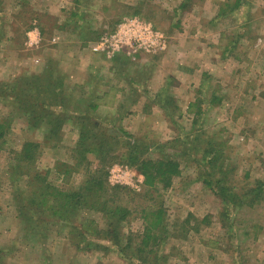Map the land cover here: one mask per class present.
Segmentation results:
<instances>
[{
  "label": "rangeland",
  "instance_id": "374dc122",
  "mask_svg": "<svg viewBox=\"0 0 264 264\" xmlns=\"http://www.w3.org/2000/svg\"><path fill=\"white\" fill-rule=\"evenodd\" d=\"M140 1L0 0V122L9 123L0 138V264H127L110 235L117 206L130 210L119 231L123 250L132 238L128 252L135 261V248L147 234L141 211L161 208L169 230L155 231L164 239L152 235L154 252L146 251L145 264H264V187L252 204L246 199L234 207L230 203L225 215L217 189L227 186L232 194L251 195V189L264 184V0H246L259 19L246 28L239 23L240 13L229 11L238 8V0H143L142 9ZM34 13L40 19L30 20ZM29 25L47 30L36 47L27 46ZM58 25L70 32L60 33ZM120 25L126 42L134 36L148 41L143 29L150 27V51L134 53L132 46L119 44L110 57L93 51ZM228 55L237 57L225 59ZM48 58L67 97L63 111L74 117L63 119L56 111L32 120L34 114L15 106L11 90L1 86L40 72ZM90 102L96 104L94 111ZM88 113L101 123L113 122L105 127L116 138L104 144L103 167L96 150L85 163L74 159L79 118ZM58 121L60 128L52 133ZM128 134L146 138L139 145L149 144L137 147L140 159H175L180 173L168 185L146 186L142 174L117 160L119 153L131 152ZM196 135L200 139L193 140ZM25 141L41 147L34 165L22 164L21 171L38 174L52 186L41 208L49 221L35 232H27L18 218L14 191L21 188L17 193L25 203L28 177L13 173ZM207 143L218 154L214 170L202 154ZM114 166L132 171L124 180L138 187L111 182ZM225 166L230 169L226 182ZM101 168L105 180L96 187L90 175ZM74 191H83V199L77 212L69 213L59 194ZM56 200L60 210L53 216L48 207ZM80 229L90 234L82 238Z\"/></svg>",
  "mask_w": 264,
  "mask_h": 264
},
{
  "label": "trees",
  "instance_id": "16d2710c",
  "mask_svg": "<svg viewBox=\"0 0 264 264\" xmlns=\"http://www.w3.org/2000/svg\"><path fill=\"white\" fill-rule=\"evenodd\" d=\"M238 0L235 7H237L240 3ZM138 7L142 9L146 3L145 1L141 0L138 4ZM77 10H75L72 14L76 15ZM34 16L39 17L38 15L32 14L30 20L35 19ZM40 19V17H39ZM33 28L32 25H29L25 31L31 30ZM55 30L62 32H70L66 29L64 25H58ZM67 30V31H66ZM29 32V31H28ZM41 35L44 37L46 36L47 30L42 26L41 27ZM73 32V31H72ZM71 32V33H72ZM70 34V33H69ZM23 79V80H22ZM12 82L8 81L7 83H2L6 89L11 90L10 93L12 94L13 103L15 106H20V109H26L29 110L30 114H34L31 116L32 120H37L38 118L40 120L49 118L51 114L55 116L56 111L62 112L63 119L74 117V114H67L66 111H63L65 108V104L63 105V102L66 100V96L63 95L62 90L59 88L61 86V80L59 79L58 73L55 70L54 67V61L53 59L48 58L43 69L40 72L36 73H26L11 80ZM45 83V84H44ZM92 102V101H91ZM89 103L90 108L94 111L96 108L95 103ZM66 105L68 104V101H65ZM150 104H153V102H149L148 106ZM60 106V107H57ZM165 107V105H163ZM63 119L60 120L63 121ZM56 120V119H55ZM112 120L107 121L106 124H113L111 123ZM6 122V121H4ZM9 124L8 122H6ZM0 122V138L4 137L5 132V124ZM79 124L80 126V132L78 137V143L74 152V159L77 160L78 164L87 162V154L91 153L94 154L96 150V156L98 158V161H103L102 167L104 166L107 156V152L104 147V144L108 142L109 139H115L116 137H111L113 134L106 130L105 127L107 126L104 122L101 123L97 119L93 118L92 115L89 113L87 116H83L79 118ZM33 125V124H32ZM106 125V126H105ZM34 126V125H33ZM98 128V130H94L93 128ZM60 128L59 121L56 123L55 127L51 129L52 133H57ZM100 129V130H99ZM7 131V130H6ZM117 131V130H116ZM51 135V134H50ZM124 134H119L118 138H122ZM52 136V135H51ZM197 136V135H196ZM128 137L130 140L126 141L127 145H130V154H127V152H121L118 155L117 160L120 163H126L130 165L131 167L135 168L140 174L144 176V184L148 187H154L158 183H167V185L170 182V179L172 176H175L180 173V163L176 161L175 159L168 158V159H140V157L137 155V147H143L148 148L149 144L147 142H142L140 145L138 142L143 137H133V135H129ZM146 139V138H143ZM200 139L199 136L195 137L193 140ZM145 141V140H143ZM155 146H157L154 143ZM208 146V147H207ZM206 148H204L202 154L204 157V161L206 163V166L212 170H214V163L217 162V156L218 154L215 152L214 148L209 147L211 146L210 143H207ZM41 143H37L34 141H25L22 144V147L19 152L16 153V166L13 170V173L19 172V175L21 174L24 176V178L27 176L28 181L26 183L25 191L22 193L27 192V197L25 199V203L23 202V199H19V193L20 189L19 187L15 188L14 191L16 192V199H17V207H18V218L22 221V223L26 226V231L28 232H35L38 231V228L41 226V223L43 221L47 222L48 217L46 216L45 212L41 208L45 207L47 205V197L50 196L49 189H52V186L46 182H43L44 178L41 177L38 174L32 175L31 173L28 174V171L24 173L21 171L22 164L25 165H34V158L35 153L40 149ZM94 147L95 149H92ZM158 148H164L160 145H158ZM93 151V152H92ZM116 160V161H117ZM89 165V163H87ZM220 168V167H219ZM104 168H101L99 171H96L90 175L91 180L96 187H101L104 183ZM230 172V169L225 166V182L228 178V173ZM26 174V175H25ZM39 181V186H37L35 183ZM207 184L211 183V181H206ZM215 183L219 186L221 184V180L215 181ZM259 183V182H258ZM16 187L17 185H13ZM264 187V184H260L257 187H254L250 190L249 193H252L251 195H236L230 193L229 188L227 186L225 187H219L217 188L220 190L222 194H219L221 196V201L223 204V209L221 211L222 215L229 213V208L232 203L233 207L236 205H241L243 203V199L248 200L246 203L252 204L256 197L262 196V188ZM36 188L39 189L40 196H38V191ZM117 189V188H115ZM225 191V194H224ZM116 195L118 193H115ZM217 194V193H216ZM60 196H64L61 198V201H64V206L68 207L70 210L69 213H76L77 208L82 202L83 199V191H74L71 193H65V194H59ZM218 195V194H217ZM118 198H124L123 195L117 196ZM131 197V196H128ZM42 198V200H40ZM56 199V197H54ZM59 204L56 200V202L53 201V204L48 207V212L52 214L53 216L59 215ZM130 213L129 207H122L117 206L116 209L113 210V219L109 223V228L111 229L110 235L111 238L118 246L121 247V255L127 260V264H145L146 261V251L148 253H153L154 248L151 247V239H153L152 235L155 237L154 240L164 239L166 238V235H158L155 231L162 228L161 230L165 233L168 232L169 227L164 222L163 214L164 210L159 208L157 211L148 210V209H142L141 214L142 218L146 224V230L147 234L141 239V243L136 246L137 253L139 254V260L135 261V259L130 255L128 252L130 249V243L132 241V238H129V241L127 245L122 249V239H120V223L123 219H126L128 214ZM62 216V215H60ZM61 217H59L58 220H60ZM44 222V223H45ZM51 222V221H50ZM92 222V221H91ZM37 227V228H36ZM34 228L35 231H34ZM80 236L83 238L86 233H89V230L86 229H80ZM155 233V234H154ZM155 242V241H154ZM157 246L156 242L153 243ZM154 256V254H153ZM156 258H165L167 256L161 255Z\"/></svg>",
  "mask_w": 264,
  "mask_h": 264
},
{
  "label": "built area",
  "instance_id": "2783aa9c",
  "mask_svg": "<svg viewBox=\"0 0 264 264\" xmlns=\"http://www.w3.org/2000/svg\"><path fill=\"white\" fill-rule=\"evenodd\" d=\"M134 22V21H132ZM145 29L144 32L149 35L147 36H150V38H147L148 41L146 42H141L139 39L140 36L136 37L134 36L133 37V41H122V36H121V33L122 30H123V25H120V27L115 31V33L113 34H110L106 37H103L102 40L93 47V51L95 52H103L105 51L107 53V56H112L115 52V50L118 49V44L119 45H129L130 47L132 46L133 49L132 51L130 52H134L136 53V51L140 48H144L146 49L147 51H150L147 47H152L153 46V32L152 30L150 29V27L144 25ZM133 44H135L136 46H133ZM128 46V47H129ZM131 172L130 170H128L126 167H122V166H114L113 169L110 170V180L111 182H115L117 184H121V185H131L132 187L133 186H136L138 187V185L136 184H133V183H130L129 181H125L124 178H126L127 176H132L131 175ZM141 177V176H140ZM142 180H140L141 182Z\"/></svg>",
  "mask_w": 264,
  "mask_h": 264
},
{
  "label": "crops",
  "instance_id": "0c3cea01",
  "mask_svg": "<svg viewBox=\"0 0 264 264\" xmlns=\"http://www.w3.org/2000/svg\"><path fill=\"white\" fill-rule=\"evenodd\" d=\"M261 1H263V0H261ZM245 2H246V0H241V4L238 5L237 9L233 8V10H229L231 12L233 11L232 13H234L235 11H238L240 13V15L238 16L240 18L239 23L242 22L241 25L244 28H246V26H250V25L253 26L254 23H258L259 22V19L257 20V17H256L257 15H256L255 11L250 10L245 5ZM258 3H259V1H258ZM253 4H254L253 7H255V4H256L255 1H253ZM225 7H226V5H225ZM39 15H40V13H39ZM260 21H261V19H260ZM28 34H29L30 37H29L28 44H27V42H26V44L29 47H36L37 46L36 44H38L40 42V40L45 38V36L42 37L40 30L38 31V27L37 28H33L32 30H30ZM239 37H245V36L241 35ZM68 38H70V37L68 36ZM235 57H237V56L236 55H234V56L228 55V56L225 57V59L226 58H228V59L230 58V59L235 60Z\"/></svg>",
  "mask_w": 264,
  "mask_h": 264
}]
</instances>
